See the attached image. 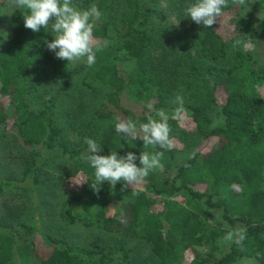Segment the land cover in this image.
Segmentation results:
<instances>
[{"label": "trees", "instance_id": "obj_1", "mask_svg": "<svg viewBox=\"0 0 264 264\" xmlns=\"http://www.w3.org/2000/svg\"><path fill=\"white\" fill-rule=\"evenodd\" d=\"M171 1L181 23L191 20L184 9L192 0ZM74 3L82 10L95 4L102 13L93 33L102 51L95 64L87 66L83 84L95 93L106 87L112 90L91 115L68 114L79 135L78 144L69 147L54 96L40 108L31 107L29 97L33 78L44 65L68 79L73 62L57 59L47 49L45 41L54 36L50 28L35 33L26 29L22 12L15 10L14 28L0 50V147L8 132L15 131L22 144L32 149L24 157L21 178L6 176L0 168V191L13 187L34 194L41 179L39 164L49 163L58 155L54 149L60 148L71 161L69 169L58 175L66 197L61 218L107 231L125 230L129 237L145 240L150 254L125 248L123 243L81 248L48 233L37 221L14 225L0 216V264H114L116 259L124 264H238L244 257L264 264V64L255 65L246 48H232L233 41L244 35L264 42V19L260 24L256 19L259 7L264 11V0H247L245 11L236 15H232L235 5L229 2L211 28L179 31L178 42L193 46L196 53L188 51L172 63L154 59L155 38L146 25V0ZM231 53L229 69L210 77L211 64ZM180 83L184 115L177 117L173 115L177 105L170 100ZM124 97L141 107L126 106ZM218 108L223 122L215 124L212 112ZM157 109L169 113L174 141L199 139L194 158L178 165L175 147L145 146L142 140L115 131L118 120L147 122ZM86 137L101 145L100 155L163 151L162 168L132 187H124L123 181L115 188L102 182L97 193L91 187L94 169L81 158L87 152ZM136 163L140 166L139 160ZM109 207L115 209L110 215ZM215 208L222 210V220L212 223L209 212ZM230 226H240L244 239L211 262ZM206 245L212 249L209 258L197 250Z\"/></svg>", "mask_w": 264, "mask_h": 264}, {"label": "rangeland", "instance_id": "obj_2", "mask_svg": "<svg viewBox=\"0 0 264 264\" xmlns=\"http://www.w3.org/2000/svg\"><path fill=\"white\" fill-rule=\"evenodd\" d=\"M244 6V5H243ZM243 6H234L232 15L236 12H244ZM145 10L149 15L148 23L146 24L152 36L155 38V47L153 56L156 61H164V63H172L184 56L188 51L195 54L193 46H182L178 42V33L184 29L201 30L203 25H198L192 20H187L181 23L177 19V12L171 0H146ZM15 10L9 6L8 0H0V34L2 43L0 50L4 49L7 38L12 33L15 23L12 20V14ZM257 24H260L264 19V11L259 7L256 15ZM51 29V27H49ZM55 35V34H54ZM242 39L249 42L251 47L246 50L252 55L255 65L264 64V42L261 40ZM232 53L229 57L223 60L212 63L208 68V75L213 78L216 73L226 72L231 63ZM87 66L84 61L73 62L72 74L68 79L60 78L53 74L50 67L45 66L42 73L33 78L34 90L29 97L31 107L40 108L51 95L55 100V111L59 114L60 121L65 128L64 139L69 147H74L78 144L79 135L78 129L72 125L71 120H68V114L81 113L84 116L91 115L93 111L100 108L106 101V93L109 92V87L104 88L99 93L93 92L83 84V77L86 73ZM184 86L182 83L174 89V95L170 100V104L174 105L173 100L177 94L182 95ZM123 104L138 110L141 106L135 103L129 97H124ZM184 113L181 114L183 116ZM214 123L220 124L223 122V117L220 109L212 112ZM0 129L2 126L0 125ZM8 139L4 145L0 147V168L6 176H16L21 178L25 168V155L31 151V147L24 146L18 138L15 131L8 132ZM199 139L189 141H174V147L177 149L176 164L180 165L186 161L189 154L194 153ZM58 153L53 159H49V163L39 164L37 170L41 171V179L38 183L39 190L34 194L28 190L16 189L7 187L0 191V216H4L14 225L17 223L30 220L37 221L42 229L50 234L65 237L70 243L81 248L98 247H119L122 243L125 248L137 250L144 254H150V245L141 238H132L125 233V230L107 231L101 226H88L77 221L68 223L61 216V209L66 200L62 182L58 175L62 171L69 169L70 159L68 154H63L60 148L54 149ZM86 152V151H85ZM29 183V182H28ZM27 183V184H28ZM118 207V204H117ZM115 209L109 207L108 215ZM220 208H215L209 212V218L212 223L221 221ZM227 226V224H225ZM229 231L240 230V226H230ZM228 234V233H227ZM219 240V248L215 251L214 256L210 257L213 262L218 257L226 253L231 245L236 242V238L232 241H227L224 237ZM203 258H209L212 252L211 246H200L197 248ZM192 257V254L189 258ZM114 264H124L122 259H116ZM238 264H260L254 257H244Z\"/></svg>", "mask_w": 264, "mask_h": 264}, {"label": "clouds", "instance_id": "obj_3", "mask_svg": "<svg viewBox=\"0 0 264 264\" xmlns=\"http://www.w3.org/2000/svg\"><path fill=\"white\" fill-rule=\"evenodd\" d=\"M229 2L237 6L247 4V0H192L184 12L196 24L211 28L224 15V9L228 8ZM8 3L12 9L22 12L26 29L35 33L41 27H51L55 35L50 42L45 41V44L48 50L55 53L57 59L67 62L84 61L88 67L95 64L98 52L102 51L93 35L96 22L102 15L95 4L82 10L76 6L74 0H8ZM240 47L249 48L251 45L242 38L235 39L232 48ZM173 103L177 105L173 115L181 116L184 111L182 95L177 94ZM169 119L170 115L166 110L157 109L154 116H147V122L137 124L131 119L118 120L115 131L132 140H142L145 146L171 150L174 140L170 135ZM84 143L87 145V152L81 158L94 169V183L91 187L97 193L102 182L106 181L110 187L115 188L118 182L123 181L124 187H132L140 184L150 172L162 168L163 151L152 154L141 152L139 156L133 152L121 156L116 151H111L109 155H100L98 153L103 149L95 140L86 137ZM188 158H194V153L189 154ZM137 160L140 166H137ZM234 237L237 243L241 242L244 239L243 231H231L224 239L232 241Z\"/></svg>", "mask_w": 264, "mask_h": 264}]
</instances>
